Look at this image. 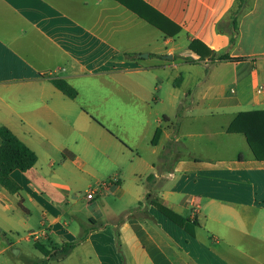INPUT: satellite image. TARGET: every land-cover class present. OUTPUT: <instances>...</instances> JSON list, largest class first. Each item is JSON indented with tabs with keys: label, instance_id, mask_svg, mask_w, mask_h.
Segmentation results:
<instances>
[{
	"label": "crops",
	"instance_id": "0c3cea01",
	"mask_svg": "<svg viewBox=\"0 0 264 264\" xmlns=\"http://www.w3.org/2000/svg\"><path fill=\"white\" fill-rule=\"evenodd\" d=\"M142 1L165 17L168 33L180 32L169 36L117 0H0V126L38 156L28 172L12 173L20 193L0 185V204L14 212L6 228L0 223V264L28 257L22 240L7 242L14 217H24L34 244L80 241L49 264H264V161L244 134L229 132L240 113L264 111V0H248L234 44L218 24L237 0ZM193 41L231 60H201ZM173 137L189 154L163 166ZM57 161L83 169L128 162L141 182L155 174L158 202L197 224L190 233L157 207H141L148 184L127 189L118 174L68 213L43 193L62 189L43 175ZM30 205L41 212L40 232L29 226Z\"/></svg>",
	"mask_w": 264,
	"mask_h": 264
},
{
	"label": "trees",
	"instance_id": "16d2710c",
	"mask_svg": "<svg viewBox=\"0 0 264 264\" xmlns=\"http://www.w3.org/2000/svg\"><path fill=\"white\" fill-rule=\"evenodd\" d=\"M124 4L127 8L135 12L141 18L147 22L156 26L169 36L178 34V29L175 33H168L165 29L164 23L165 17L159 14L155 9L150 7L142 0H117ZM248 0H237V5L233 8L228 15V22H220L218 29L220 32L227 33L231 36V42L234 44L238 34L239 18L242 12L247 6ZM189 49L200 56L201 60H205L208 56L212 59L218 60H231L228 54H217L211 51L206 45L201 42H191ZM189 63L194 61L187 60ZM52 83L61 90L65 95L71 99L78 97V91L72 87L66 80L62 78H55ZM231 133H242L246 136L247 142L252 149L255 157L259 161H264V111H252L246 113H240L232 125L229 128ZM161 135V129L159 128L155 133L152 143L157 144ZM0 185L7 191L13 194L20 193L21 186L12 178V173L16 170L21 172H28L38 162L37 154L28 147L20 138H18L8 127L0 126ZM189 154V150L179 141H176L173 137L166 145L160 160L162 165L168 164L174 154ZM66 154V152H65ZM162 166V167H163ZM164 169V167L162 168ZM155 174H150L147 178L149 187V193L147 194V200L145 203H140V206H144L147 209L150 206H155L161 211L167 218L174 223L185 228L191 233L190 227L197 223H192L189 219L183 218L173 212L171 209L160 204L155 195L153 189L156 181ZM137 208L135 210H140ZM124 222V217L119 219L115 226L119 227ZM103 226V225H101ZM86 239V235L81 238ZM80 242V241H79ZM79 242L64 243L60 247L47 248L40 242H35V248L43 255V258L36 264H49L52 259L63 261L66 257L76 248Z\"/></svg>",
	"mask_w": 264,
	"mask_h": 264
},
{
	"label": "rangeland",
	"instance_id": "374dc122",
	"mask_svg": "<svg viewBox=\"0 0 264 264\" xmlns=\"http://www.w3.org/2000/svg\"><path fill=\"white\" fill-rule=\"evenodd\" d=\"M119 165H122V168H119ZM119 165H109L108 163H104L100 161L99 163H95L93 169L85 168L83 169L81 166L77 164H73L72 162H68L66 166H62L60 161H57L54 167H50L48 165L44 166L43 175L45 178H49L53 183L60 184L62 189H57L50 191L47 187L43 189V193L45 196L51 195L56 200L64 203L65 210L68 213L71 212L70 207H73L72 201L74 199L82 200L81 197H85L87 191H91L98 187L99 182L108 181L109 178H112L114 175L118 174L122 177V181L125 183L127 189H131L135 186L136 182L141 185H147V180L143 179V182L136 180L135 171L132 168L131 164L128 162L120 163ZM88 172V174H86ZM114 199V197H111ZM69 201L71 204L66 206V202ZM123 205L122 202H119ZM68 205V204H67ZM32 206V205H30ZM78 206L83 207L84 202H80ZM67 207V208H66ZM33 208V206H32ZM18 211V209L14 210ZM143 214V212H142ZM14 215L13 211H5L4 205L0 204V223L6 228L7 224L4 219L7 221V217ZM22 216V214H21ZM15 220V231H7V242L12 241L16 242L18 240H22L21 245L27 249L28 257H14V262H10L8 264H26L30 262L29 260H33L36 257H41V253L35 248L34 242L26 241V237L29 234L28 226H26L23 218L14 217ZM42 217L39 209L33 208V214L31 216V220L29 222V226L38 230L42 229ZM6 232V229H5ZM4 232L0 234V239H4ZM34 238V237H33ZM0 240V241H1ZM34 240V239H33ZM54 248V247H53ZM18 250V248H16Z\"/></svg>",
	"mask_w": 264,
	"mask_h": 264
},
{
	"label": "built area",
	"instance_id": "2783aa9c",
	"mask_svg": "<svg viewBox=\"0 0 264 264\" xmlns=\"http://www.w3.org/2000/svg\"><path fill=\"white\" fill-rule=\"evenodd\" d=\"M259 92H262L264 91V86H260L259 89H258ZM112 182H116V180H113ZM104 186H100V189L103 190ZM100 189H97L96 191H92L91 193H88L87 197L89 199H94L95 195H96V192L97 191H100ZM33 237L35 238H38L39 237V234L38 233H35L34 235H32Z\"/></svg>",
	"mask_w": 264,
	"mask_h": 264
},
{
	"label": "water",
	"instance_id": "95a60500",
	"mask_svg": "<svg viewBox=\"0 0 264 264\" xmlns=\"http://www.w3.org/2000/svg\"><path fill=\"white\" fill-rule=\"evenodd\" d=\"M140 56H141L142 58H148V54H141ZM14 253H15V254H18L19 251H18V250H14Z\"/></svg>",
	"mask_w": 264,
	"mask_h": 264
}]
</instances>
